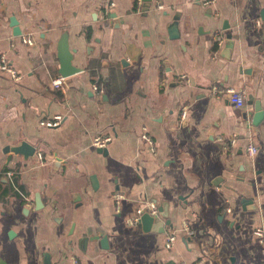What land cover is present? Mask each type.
<instances>
[{
    "label": "crops",
    "instance_id": "crops-1",
    "mask_svg": "<svg viewBox=\"0 0 264 264\" xmlns=\"http://www.w3.org/2000/svg\"><path fill=\"white\" fill-rule=\"evenodd\" d=\"M136 2L0 0V55L21 76L0 72V264H264V0ZM63 38L80 70L60 90ZM150 203L162 233L126 222Z\"/></svg>",
    "mask_w": 264,
    "mask_h": 264
},
{
    "label": "built area",
    "instance_id": "built-area-1",
    "mask_svg": "<svg viewBox=\"0 0 264 264\" xmlns=\"http://www.w3.org/2000/svg\"><path fill=\"white\" fill-rule=\"evenodd\" d=\"M136 4L138 6L141 5L142 0H136ZM215 0H202V4L203 5H210L213 4ZM114 3L113 2H109L107 5V8L113 7ZM159 7H161L159 5ZM257 22V21H256ZM216 43L219 45L221 43V40L223 39L221 36L215 35L214 37ZM23 41L29 45L32 44V40L28 37H23ZM0 72L5 73L13 82H17L20 80L21 76L18 73V71L11 65V63L7 60V58L4 55H0ZM65 77L62 76H57L54 77L51 80V85L54 88H58L60 90L64 89V85H65ZM92 89L95 93H97L98 95H100L102 93V87L100 84H92ZM212 91L215 95L217 96H224L231 105H233L235 108H241L244 106V102H245V97H246V93L243 89H236L233 87H218V86H214L212 87ZM186 115V110L183 109L180 113L181 118L183 119ZM62 118L60 115H56L53 117L52 120H48V121H41L40 124L44 125L46 127H52V126H56L61 122ZM143 138L146 139V135H143ZM111 140L110 136H104V137H95L92 141V145L96 148H104L105 145ZM231 142L234 143L235 140L231 139ZM257 152V147L252 144L249 143L246 147V153L248 156H254ZM40 156V154H39ZM115 197V202L118 203V201L122 198V196L119 193H115L114 194ZM145 211L143 209H139L137 211V213L135 214L134 217H131L130 219H127L126 222L129 224H136L139 222V218L141 213ZM146 211L149 213L150 216L153 217H157L158 216V211H157V207L153 204L150 203L146 209ZM186 232H188L187 228L185 227ZM190 233V232H188ZM253 234L259 239V241L261 243L264 244V232L261 228H256L253 231ZM175 240V235L173 233L168 234L166 241H165V246L167 248L171 247L172 243ZM72 264H77L76 260H72ZM180 264H185L184 262H181Z\"/></svg>",
    "mask_w": 264,
    "mask_h": 264
},
{
    "label": "water",
    "instance_id": "water-1",
    "mask_svg": "<svg viewBox=\"0 0 264 264\" xmlns=\"http://www.w3.org/2000/svg\"><path fill=\"white\" fill-rule=\"evenodd\" d=\"M144 6H148V4H146ZM112 16L114 17V15H112ZM13 21H14L13 18H11V22H13ZM12 25H13V27L16 28V22L15 21ZM226 28H228V27H224V29H226ZM15 32H16L15 35L20 34L18 29H16ZM232 36L233 35H230V34H228L226 36L227 41L225 43V48H224V51L222 53L223 57H227L229 54V50L232 48V41H231ZM58 58L60 61L59 69H58L60 76L67 78V77L77 73L80 70L79 68L71 65V53L67 49V45H66L64 38H63V40L59 46V49H58ZM256 105H257V107H256L257 112L255 113L254 118H253V124L254 125L258 124L260 122L262 115H263L262 111L260 110V105L257 102H256ZM10 150H12L15 153H21L25 157H27V156H31L33 154L34 147L29 145L26 142H21L19 145L11 147ZM97 150H98V152H104L105 153L104 148H98ZM92 179H94V177H92ZM94 183H95V180H94ZM165 208H166V204H161L158 207V212H159V217H160L159 219L158 218L156 219V217L150 216L147 211H143L140 215V218H139V222L142 226V229L144 231H153V232H157V233L164 232L165 225L171 224L170 219L168 218V214L165 211ZM104 241H105V238H104Z\"/></svg>",
    "mask_w": 264,
    "mask_h": 264
}]
</instances>
